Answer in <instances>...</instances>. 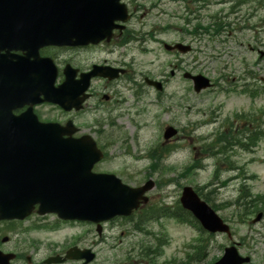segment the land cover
I'll return each mask as SVG.
<instances>
[{
	"label": "rangeland",
	"instance_id": "374dc122",
	"mask_svg": "<svg viewBox=\"0 0 264 264\" xmlns=\"http://www.w3.org/2000/svg\"><path fill=\"white\" fill-rule=\"evenodd\" d=\"M133 4L143 7L131 26L134 25L135 30L141 32L138 41L145 38V51L128 52L121 55L122 58L116 54L110 59L124 60L129 64L136 80H141L140 74L142 79L147 77L156 81L165 77L167 80L164 81L165 94L160 98L161 106L154 105L156 99H153V94L139 100L129 95L126 96L127 102L118 106L112 103L106 104L102 110H94L92 103L85 113H79L75 118L72 114L70 118L82 129V134H97L92 137L106 149L107 159L98 166L100 173L114 174L131 187L140 186L147 179L159 183L170 180L164 187L154 188L147 196L153 204L163 203L173 210L184 186L201 190L209 206L215 207L216 214L229 225L232 241L224 235L207 238V234L202 233V238L206 240L205 247L201 250L200 258L190 263L185 257L193 254V250H186V247L193 244L197 232L187 226H177L172 219L156 221L155 215H150L148 223L139 225L141 231L137 226L133 228L131 224L120 221L112 223L108 229L105 227L102 236L105 244L96 248L98 261L95 264H118L127 258H131L132 264H165L170 260H175L177 264H212L222 256L224 248L233 246L232 242L238 245L240 256L251 258V264H263L264 219L257 225L250 222L239 224L237 215L240 209L237 206L245 201L241 198L236 203V200L241 186L249 189L253 196L264 195V2L256 9L252 8L254 4L251 3L248 7L231 10V3L218 5L213 1L211 7L201 13L200 20L206 21L208 15L227 16L228 21L238 28L227 40L221 37L219 42L214 43L207 37L199 42V39L183 35L180 30L186 11L182 4L158 0H136ZM154 4L156 8L151 10ZM154 27H168L159 37L163 42L170 45L192 43L194 51L187 55L168 54L155 38L150 41L145 35ZM103 58L106 56L100 54L99 60ZM171 71L174 72L173 76L170 75ZM183 73L202 75L217 82L218 87L214 91L196 95L191 83L182 78ZM243 84L258 90L260 96L250 99L239 94ZM160 108L167 112L160 111ZM238 115H245L255 122L238 120ZM61 118L66 120L67 117ZM225 123L230 126L225 128ZM168 126L176 128L178 134L165 146L176 150L169 159L157 163L156 170L152 171L150 166L154 162L149 160L148 152L157 145H163V131ZM246 127L261 132L260 139L249 152L237 147L228 152L235 161L233 171L228 172L222 167L216 172L215 160L201 161L204 146L213 143L217 135L228 130L236 133ZM242 143L250 146L246 139ZM194 161L198 163V168L185 175V168L192 166ZM226 204L228 207L224 206ZM85 229L88 234L84 235L83 246L87 248L93 236H96V230L91 226H85ZM85 229L84 226L74 225L53 236L55 240L61 236L72 238L81 236ZM43 233L46 232H41L40 239L44 237ZM158 239L167 241L161 255L147 262L141 257L142 250L155 248ZM243 239L249 243L250 249L244 248ZM105 247L106 250L114 247L115 250L110 253L115 255L103 253Z\"/></svg>",
	"mask_w": 264,
	"mask_h": 264
},
{
	"label": "water",
	"instance_id": "95a60500",
	"mask_svg": "<svg viewBox=\"0 0 264 264\" xmlns=\"http://www.w3.org/2000/svg\"><path fill=\"white\" fill-rule=\"evenodd\" d=\"M205 87V85H200ZM0 215L17 218L18 210L39 205V213H55L61 218L94 220L98 218L95 203L118 202L125 207L130 190L122 188V197L112 178L91 174L92 165L100 159L89 139L63 140L67 129H47L28 121L0 118ZM53 128V127H52ZM174 134L168 130L166 137ZM141 191H138L137 198ZM136 198V199H137ZM135 200V197H133ZM183 206L198 218L210 232H227L219 219L185 189ZM116 210L113 211L115 213ZM233 249L226 250L217 264H241Z\"/></svg>",
	"mask_w": 264,
	"mask_h": 264
},
{
	"label": "flooded vegetation",
	"instance_id": "af4514ba",
	"mask_svg": "<svg viewBox=\"0 0 264 264\" xmlns=\"http://www.w3.org/2000/svg\"><path fill=\"white\" fill-rule=\"evenodd\" d=\"M38 225H39L38 219L36 220L27 219L25 222L19 223L15 226L6 227V231L8 232L10 237L8 242L4 244L6 248L3 249L2 252L5 254L12 253L15 255L13 261L10 264H21L23 262V259L21 257L23 256V253L28 252L29 239L31 236L37 234V230H34V227ZM24 233H30L29 238H27L28 235H24ZM16 238H17V242L13 243L15 249L14 251L9 248V245L12 242V240ZM60 255H61V250L54 248V246L51 245L48 258H54ZM44 263L45 262H43L42 264Z\"/></svg>",
	"mask_w": 264,
	"mask_h": 264
},
{
	"label": "trees",
	"instance_id": "16d2710c",
	"mask_svg": "<svg viewBox=\"0 0 264 264\" xmlns=\"http://www.w3.org/2000/svg\"><path fill=\"white\" fill-rule=\"evenodd\" d=\"M214 27H215L216 31L219 30V28H220L217 24H214Z\"/></svg>",
	"mask_w": 264,
	"mask_h": 264
}]
</instances>
